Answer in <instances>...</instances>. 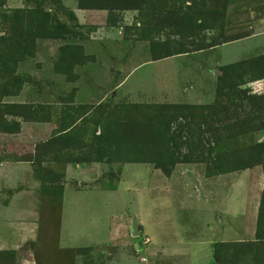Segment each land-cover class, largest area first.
<instances>
[{"label": "rangeland", "instance_id": "obj_1", "mask_svg": "<svg viewBox=\"0 0 264 264\" xmlns=\"http://www.w3.org/2000/svg\"><path fill=\"white\" fill-rule=\"evenodd\" d=\"M7 1L0 0V36L7 32H15L16 36L19 23L15 24L16 18L9 17L19 8L9 6ZM164 2L167 9L189 11L186 8L189 1ZM17 3L24 11L39 8L41 12L44 11L42 18L49 16L51 25L57 29L66 28L77 36L67 32L63 37L55 34L53 38L36 39L33 52L17 58L8 66L5 65L4 68L9 70L0 75V92L3 89L7 92L0 98V163L28 160L39 166L44 161L49 162L50 158H56L62 160L56 162L61 163L59 166L63 167V163H68V158L86 159L85 153L95 142L94 136L98 135L103 127L105 130V120L109 119L110 115H115L117 107L161 104L143 103L148 99L164 102L174 98H188L187 94L182 92L184 83L181 79L177 82L179 77L187 80L186 75L197 85H204L205 92L200 95H206L205 98H193L197 94L192 93L191 101L201 104L186 106L206 107L210 108V111L215 106V111L227 117L233 112L234 106H228L225 94L229 93V98H240L241 93L231 89L219 90L218 75L222 70L233 71L230 70L231 65L235 66L234 64L253 58L260 59L264 55V0H219L220 9L225 11L224 28L200 31L196 34L202 35L201 39H205L206 43L211 42L210 45L224 41H227V44L213 47L214 49L205 48L203 54H198L203 50L191 52L190 50L197 48H189L188 41L181 35H175L177 33L173 30L158 28V31L149 34V28L143 25L146 19L143 10L116 11L111 14L106 11L85 12L88 15L80 20V17L74 18L70 12L71 8L77 7L76 0H17ZM246 37L250 38L241 39ZM153 42H167L172 52L185 48L188 53L155 60V54L151 51ZM178 42L182 43L183 47L178 46ZM64 45L81 46L84 54L91 57L84 65L73 68V72L77 74L74 82L67 81L65 75L53 69L58 62L60 48ZM198 45L199 48L203 47L199 42ZM155 50L156 54L164 52L163 47L159 45ZM185 54L190 55L184 56ZM236 60L238 61L232 63ZM255 66L252 63L246 73H242L240 69L237 77L243 84L240 83L242 85L238 90H245L252 95H258L257 93L264 90V84L255 87L256 85L249 82ZM133 69L135 70L132 71ZM201 70L204 71L203 76L198 78L195 74ZM210 71L214 78L211 90L207 77V72ZM130 72L132 73L125 84L116 88L117 83ZM172 89L177 92L173 98L170 96ZM74 98L79 103L74 102ZM67 99H72L71 106L64 104L63 101L67 102ZM80 118L83 119L80 121ZM201 118L200 116L199 120ZM203 119L208 122L207 118ZM73 120L79 122L74 126L76 129L62 132ZM179 123L183 124V121L178 119L171 124L170 130H176ZM201 127L205 128V125ZM237 131L238 128L230 129L231 133ZM111 134L112 131L106 132L103 146L108 147L116 143ZM182 138L184 140V137ZM198 139L206 149L214 144L213 137L208 133L196 136L195 140ZM263 140L264 132L261 131L240 136L238 133L234 141H223V145H219L218 149L220 147L221 150L227 151L243 148ZM186 153L187 150L183 146L182 156ZM94 163L102 166L100 175L97 179L94 178L95 180L86 179V176L80 179L74 174L67 180L51 174H39L40 178L36 177L37 175L34 178V175L30 174V177L35 179V185L30 183V187L32 195L35 192L38 203L35 209L40 215L37 228L41 232H47L49 237L44 238L39 233V242L23 240L24 242L19 244H12L16 239L11 232L14 230L13 225L18 226V219L25 223L32 219L30 214L26 213L30 211L26 210L30 206L26 204L27 198L17 197L13 207L3 209L7 220H0V239L9 241L7 243L10 246L0 247V264H115L124 258L131 262L133 258L136 261L140 257H143V264H212V245L224 243L220 242V239H236L234 232L227 236L229 232L224 230L223 233L221 225H216L218 221L215 222L220 217L221 205L225 207L236 194L240 200L239 205L238 202H230L228 207H234L233 211H238L237 208L243 209L246 199L243 235L251 236L255 232L258 207V204H255V186L263 181V172L258 169V172L250 170V175L247 173L250 178L240 179L234 188L232 176L208 179L205 175V164H168L166 168L165 165L161 167L162 169L155 168L152 164H132L124 166L120 173L118 167L125 163L111 160L106 163ZM112 163H116L117 167H111ZM164 170H169L170 175L164 174ZM242 174L246 176V173ZM31 181L33 180L29 182ZM28 183L9 190H12L13 194L28 186ZM9 185L0 183V205L9 202L11 193L2 200ZM74 191L84 193L77 195ZM64 192L67 214L79 208L89 211L81 221L94 226V239H103L110 230L119 239L94 249H69L66 256H63L65 252L56 244L54 237L60 222ZM261 193L262 191H259L260 195ZM29 202L32 203L31 199ZM215 205H218L219 209L214 208ZM10 218L15 220L8 222ZM67 219L66 216L65 220ZM77 219L80 221L78 217ZM134 219L140 223L139 227L143 230L139 236H131ZM254 240L255 237L251 241ZM244 242L247 241L244 239ZM228 251L230 252L231 248ZM176 255L188 260L173 262ZM238 260L227 259L225 264H264L251 261L250 254ZM119 261L117 264H123Z\"/></svg>", "mask_w": 264, "mask_h": 264}, {"label": "trees", "instance_id": "obj_2", "mask_svg": "<svg viewBox=\"0 0 264 264\" xmlns=\"http://www.w3.org/2000/svg\"><path fill=\"white\" fill-rule=\"evenodd\" d=\"M164 1L76 0V8L106 11L110 14L116 11L143 10V16L146 17L143 25L149 28V34L152 31H158V28L173 30L177 33L175 35H181L185 41H188L189 48H197L190 50L191 52L202 51L205 48L210 49L227 42L210 45L211 42L206 43L205 39H201L202 35L197 36L196 34L200 31L224 28L225 11L220 9L219 0H186V2L189 1V5L186 7L189 10L188 12L181 9H167V4ZM13 12L14 15L9 18H16L15 24L19 23V26L16 29V36H14L15 32H7L0 36V75L2 72L9 70L4 68L6 64L8 66L17 58L33 52L36 39L53 38L59 34L63 37V34L67 32L75 37L77 36L66 28L57 29V27L51 25L49 16L42 18L41 15L44 11L41 12L39 8L26 11L19 8ZM70 12L75 18L73 12ZM54 30H57V32L55 33ZM198 42L201 43L202 48H199ZM157 45L163 47V53L156 54L155 47ZM177 45L183 47L182 43L178 42ZM81 48V46L75 45H64L60 48L59 59L53 69L55 72L65 75L66 80L69 82H74L77 79V74L73 72V68L82 66L91 60V57L84 54ZM151 51L155 54V60L188 53L185 48L177 49L175 53L172 52L167 42L159 44L153 42ZM252 63L256 66L249 82L263 80L264 55L260 59L253 58L250 61L234 64L235 66L231 65L229 67L233 71L222 70L217 77V88L219 90L231 89V91L241 93L240 98H229V93L225 94L228 106L230 104L234 106L233 112H230L227 117H223L221 112L215 111V106L211 109L212 111L206 107L199 108L186 105L133 104L120 106L117 107L115 115H110V118L105 120V130L103 127V132L101 131L94 136L95 142L85 153L87 158L72 157L66 161L68 163H84V161L106 163L111 160L117 163L152 164L155 168L160 169L164 165V168H166L168 164H205V175L207 177L251 169L259 165L262 168L264 177V140L243 148H233L227 151L221 150L220 147L218 149L219 145H223V141H234L238 133L240 136L256 131L264 132V90L257 93L258 95L249 94L245 90H238L243 82H240L237 74L240 69L242 73H246V69ZM235 68L236 70H234ZM6 93L3 89L0 92V98L4 97ZM63 102L70 106L73 104L72 99ZM200 116L202 118L199 120ZM203 118H207L208 122ZM82 119L80 118V121ZM178 119H181L183 124L179 123L176 130H170L171 124ZM76 123H78L77 120H73L72 124L63 129L62 132L76 129L74 127L77 125ZM202 125H205V128L201 127ZM231 128H238L237 133H231ZM108 131H112L111 136H114L113 141L116 143L107 147L103 146L102 141ZM183 133H185V136H183ZM203 133H208L213 137L214 144L213 146L209 145L207 149L203 147L201 140H195L196 136ZM182 137H184V140ZM183 146L187 150L184 156L181 154ZM50 159V162L62 161L56 158ZM164 174L170 175V171L164 170ZM222 248L224 249L222 250ZM229 248H231L230 252L228 251ZM212 251V264H225L227 259L239 261L240 257L249 254L252 258L251 261L254 263L264 262V188L260 199L255 240L214 243Z\"/></svg>", "mask_w": 264, "mask_h": 264}, {"label": "crops", "instance_id": "obj_3", "mask_svg": "<svg viewBox=\"0 0 264 264\" xmlns=\"http://www.w3.org/2000/svg\"><path fill=\"white\" fill-rule=\"evenodd\" d=\"M6 4H8L9 6L14 7V8H20L21 7V5L19 3H17V0H8ZM71 11L73 12V14L75 15V17L77 19L80 17V20H82V18L85 15H88L85 12H100L101 13V11L79 10L76 7L71 8ZM100 13H98V15ZM91 17H93V16H91ZM249 38L250 37L241 38V39H249ZM222 45H224V44H222ZM211 50H208V51H211ZM203 53H205V50H203L202 52H198V54H203ZM188 55H190V54H187V55L185 54L184 56H188ZM237 61L238 60H236L232 63H235ZM139 67H137V68H139ZM137 68H135V69H137ZM135 69H133L132 71H134ZM203 72L204 71L201 70L200 73L197 72L195 75L198 76V78H199V77L203 76ZM131 73L132 72H130L127 76H124L117 83L116 88H119L122 85H124L125 82L127 81V79L129 78V76L131 75ZM212 76L213 75H212L211 71L207 72V77L209 78V81H210V83L208 84V87L210 88V90L214 86L213 85L214 78ZM180 79H181L182 83H184V86L182 87L183 88L182 92L187 94L188 98H174L172 100L170 99V101H164V102H157V101L153 102V101H149V99H148V100L143 101V103H161V104L165 103V104H173V105H199V104H201L200 102L191 101V97L193 96L192 93H195L197 95H195L193 98H205V96H206L205 94L200 95L201 92L202 93L205 92V90H203V88H205V86L204 85H197L195 83V81L191 80L187 75H186L187 80H182V78L179 77L177 82H180ZM250 84L256 85L255 87H258V84H259V87H260V85L264 84V79L260 80V81L255 80ZM176 95H177L176 91H174L173 89L170 90L171 98H173ZM208 96H210V93ZM10 98H17V97H10ZM165 98H168V97L165 96ZM176 99H178V100H176ZM73 100H74V102L79 103L76 98H74ZM164 100H166V99H164ZM34 164H36V163H34L33 161H28V160L27 161H16V162H12V163L6 161V162L0 163V183L3 185H6V186L9 185V183H11L8 187H6L8 190L4 191L5 192L4 194H6V196L2 199L3 201L7 197H9V193L12 194V190H9V189L19 187V186H23V183H28L31 179L33 180V181L28 183L29 184L28 186H26V187L30 188L29 190H27L26 187H23V189L21 191L14 192L12 195L10 194L11 197L9 198V202L7 204H4V202H3L0 205V209H1L0 220L5 218V219H3V221H4L7 219H6V215H4V213H3L4 212L3 209L8 208V207H13V205H14L13 203L17 202V200H16L17 197L22 196L23 198H27L26 204H30V206H28L26 208V210H30L29 212H26V213L30 214L29 216H30V218H32L29 221V223H25V221L18 219V226L13 225L14 230L11 229L12 230L11 232L15 235V238H16L15 241H12L13 245L19 244L23 240L26 242H31V243L35 242L36 240L39 242V238H38L39 233L44 238L49 237L47 232H45V231L41 232V230H39L37 228V220H38V218H40V215H39L38 210L35 209L37 207V204H38L36 199H35V192L32 195L33 192L31 191L32 188L30 187V183L35 185V181H34L35 179L30 177L31 173L34 175V178L38 177L39 174L40 175L42 174L45 176L48 174H51L54 176L57 175V176L63 177L64 179L67 180V179H69V176L74 174L75 176H77V178L80 177V179H83L84 176H86V179L95 180L99 177L100 170L102 169V166H100L98 163H63L64 168L59 166V164H61V163H58V162L44 161L39 166H36ZM132 164L143 165V163H125L123 166L118 167L119 172L121 173L122 168L124 166L132 165ZM111 167H117L116 163H112ZM257 169L262 171L261 166L258 165V166L251 168V169H246V170H242V171H234V172L225 173V174H219V175L211 176V177H207V178L210 180H213L214 178L218 179V178H222V177H226V176H232L233 177L232 185L234 188H236V184L238 183V181L240 179H245V177H246V179L247 178L249 179L250 178V176H249L250 170L258 172ZM113 170H114V168H113ZM242 173H246V176ZM247 173H249V175ZM90 177H92V178H90ZM26 178H28V180H26ZM39 178H40V176H39ZM261 178H263V181L258 182L255 186V198L257 199V203H255V204H258L257 217H258V211H259V205H260V199H261V195L259 194V191L260 192L263 191V188H264L263 173H262ZM73 180H75V179H73ZM93 180H91V182ZM15 182H17L16 185L12 186L13 183H15ZM38 188H40V187H38ZM74 193H76L77 195H81L84 192L83 191H80V192L74 191ZM210 196L211 195H209V198H208L209 200H210ZM64 197H65V192H64L63 201H62L63 206H62V212L60 213V219H59L60 222L58 224L57 233H56L57 235L54 237L56 244L61 249H63V252H65V254L63 256H66V252L69 249H77L80 247H91L94 249L95 247H100L102 244H106V243H110V242L113 243L117 239H119V238L115 237V234L112 233V230H110V233L107 234V236L104 237L103 239L102 238H99V240L94 239V234L96 233V230H94L95 228L93 229L94 226H92L90 224L87 225V223H83L81 221V218L84 215L89 214V211L86 209L79 208V209H77L75 211L73 210L72 212L67 214L68 209L65 208ZM30 199H31L32 203L29 202ZM237 200H238V198H237V194H236L235 197L229 201V203L225 204V207H222V205H221V209L219 210L220 217H219V219L217 218L218 220L215 221V222L218 221L216 225H218V224L221 225L220 229H221V231H223V233H224V230H226V232H229L226 234L227 236H229L232 232H234L233 236L236 239H232V240L228 239V238H227V240L220 239V242H231V241H235V242L236 241L237 242L242 241V242H244V239L246 241H251L255 237L256 229H255L254 234L251 236H244L243 235L244 222H245V220H244L245 212L244 211H245V208L247 205L246 204L247 200L245 199V204H244L243 209L237 208L238 211H233L234 207H232V208L228 207V206H230V202L233 204L238 202L237 204L239 205L240 200H238V201ZM217 202L219 203L218 200H217ZM216 207L219 209L218 205L214 206V208H216ZM219 212H218V214H219ZM40 213L42 215V212H40ZM93 215H94V213H93ZM66 216L68 217L67 220H65ZM77 217L79 218L80 221H78ZM14 220H15L14 218L13 219L10 218L8 222H11ZM134 221L137 224L138 232L140 234L143 231L139 227L140 223L137 222L136 219H134ZM233 224H234V226H232ZM84 228H86V230H83ZM36 232H37V234H36ZM235 234H237V236H235ZM131 236H132V234H131ZM247 238L249 240H247ZM148 240H149L148 242H150L149 238H148ZM7 242H9V241L4 240V239H0V247H4L6 245H7L6 247H10L9 243H7ZM161 245H162V243H161ZM176 245L179 246L178 244H176ZM6 247H5V249H6ZM12 250L14 251L15 249H12ZM186 260H188V259L182 258V256H180L178 258V255H176L173 262H182V261H186ZM118 261H116L115 264H117ZM120 263H123V264H143V257H140V259L136 260V261L133 258L131 262H127V258H124V260L121 261Z\"/></svg>", "mask_w": 264, "mask_h": 264}, {"label": "water", "instance_id": "obj_4", "mask_svg": "<svg viewBox=\"0 0 264 264\" xmlns=\"http://www.w3.org/2000/svg\"><path fill=\"white\" fill-rule=\"evenodd\" d=\"M131 234H132V236H138L139 235L137 224L135 221L132 222Z\"/></svg>", "mask_w": 264, "mask_h": 264}]
</instances>
